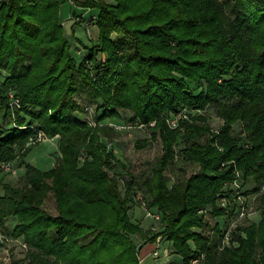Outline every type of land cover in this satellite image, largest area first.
Listing matches in <instances>:
<instances>
[{
	"label": "trees",
	"instance_id": "1",
	"mask_svg": "<svg viewBox=\"0 0 264 264\" xmlns=\"http://www.w3.org/2000/svg\"><path fill=\"white\" fill-rule=\"evenodd\" d=\"M58 3L0 0V66L11 73L0 83V113L12 122L0 123V162L23 168L21 185L0 181V224L27 246L23 257L3 264H140L132 235L149 230L129 215L138 179L129 175L121 192L110 169L122 163L100 138L99 121L118 116V107L161 139L162 152L141 181L150 194L145 205L163 225L151 238L171 240L182 264L201 253L200 264H264V0L78 1L98 7L99 32L80 63ZM18 61L27 62L17 69ZM75 74L100 99L95 125L75 114ZM11 89L19 98L14 109ZM209 104L222 119L216 129L202 111L180 116L174 127L167 122V112ZM236 121L242 134L233 133ZM37 130L58 136L60 157L48 169L24 158ZM176 158L196 168L168 186L165 170ZM235 170L243 179L238 187L229 184ZM250 179L254 186L244 193H259L260 219L219 251L223 227L215 224L210 235L196 230L207 226L199 209L229 216ZM49 192L54 214L43 206Z\"/></svg>",
	"mask_w": 264,
	"mask_h": 264
},
{
	"label": "rangeland",
	"instance_id": "2",
	"mask_svg": "<svg viewBox=\"0 0 264 264\" xmlns=\"http://www.w3.org/2000/svg\"><path fill=\"white\" fill-rule=\"evenodd\" d=\"M60 1V10H63L65 13H69L70 11V1L69 0H59ZM111 1V0H109ZM224 0H219V2H223ZM75 10L80 11L76 7ZM226 12L229 13V10L226 8ZM73 18V17H72ZM73 25V23H72ZM71 25V28H72ZM86 25H88L86 21ZM74 33L78 35L86 44L80 43L75 41L71 34H68V40L70 43V52L73 55L74 59L77 63H80L87 54V50L91 45V40L89 39L88 30L83 26L82 22H76L74 25ZM97 57L103 59L104 57L101 56L100 53H97ZM27 61L24 62H17L15 68H19L22 64H25ZM94 73V72H93ZM11 73L7 71L4 67L0 66V83L4 81V79L10 76ZM76 91L73 93L72 97L77 104V109L75 114L77 116L90 120L91 122H95V117L100 114L102 108H98L97 105L100 103V99H94L91 96V89L90 85L86 82L83 75L75 74L74 78ZM190 85L194 87V89H198V87L193 83L190 82ZM204 110V111H203ZM203 110H195L188 107H181L177 112H167L168 120L173 118H177L178 116H188V114H198L201 111L208 114V123L214 129H216L222 122V119L217 116L215 106L209 104ZM117 111L119 115L116 117H107L101 119L99 123L104 124V131L102 132L100 138L103 143L107 145L113 146V153L116 158L120 160L122 164L113 163V167L110 169V173L116 175L118 179V185L121 192L124 190V184L126 179L129 175H133L138 179L137 188L135 196L130 204L129 208V215L133 222L139 223V219H141V214H143L146 218L150 219V223L147 222L146 226L149 230L148 232H152L154 235L158 234L160 230H162V222L160 219L156 220L151 216H146L144 208L147 207L143 203L147 201V197L149 193L145 186L141 184V181L150 175L151 173V166L154 164L158 156L162 152L161 142L158 137L152 139L150 137V130L146 125L137 123L136 120L132 118L133 112L128 108H121L118 107ZM0 123L5 127L9 128L12 126V122L8 117H5L0 113ZM90 124V123H89ZM92 125V124H91ZM233 133L235 134H242L241 124L240 121H236L233 125ZM146 140V143L143 146H137L139 142ZM29 149L24 156L25 160L31 162L35 166H38L41 169H48L52 165L56 163L58 158L60 157V152L58 150V136L54 138L53 136H48L44 140L35 141V143L30 144ZM182 144L178 143L175 146V150L177 151ZM196 165L194 164H184L178 158L174 159L167 169L165 170V174L167 176V185L169 186L174 179L182 178L189 175L194 169ZM237 179H235V183H229L230 186L238 187L239 184L242 183L243 179L239 170H235ZM0 181H9L15 185H21L23 182V168L14 165L11 169L8 170H1L0 169ZM254 186V182L250 179L247 183L240 185V199L242 200L243 204L245 205L246 210L248 211L245 215L241 216L237 219V226L235 230L232 232V237L228 241V243L224 246H232L235 244L234 240L237 236V233H241L242 226L246 225L250 222H258L260 219V200L258 198V192H250L244 193V191L249 190ZM264 186V180L261 184V189ZM233 187V188H234ZM2 192V187L0 185V193ZM142 204V205H141ZM134 205H141L135 208L132 212L130 209L134 208ZM43 206L51 213H56V204L54 196L51 192L47 194L45 197V201ZM205 211L203 213L205 221L207 222V226L203 228H195L199 230L202 234L210 235L214 230L215 224H220L221 227H225L227 222L236 218V213L230 216L226 215H213L209 212L210 207L207 206L204 208ZM140 210L142 212H140ZM135 212V213H134ZM201 211H199V214ZM136 218H138L136 220ZM12 222V221H10ZM4 230V229H3ZM222 231V230H221ZM147 234V233H145ZM144 235V234H143ZM139 233H135L132 235V239L136 243L138 240ZM161 235V234H160ZM16 240H11L8 242L10 255L12 257H23L26 254L27 246H22L21 242L18 241V236H14ZM24 242V241H22ZM2 246V245H0ZM3 247V246H2ZM223 247V248H224ZM219 251L223 248L218 247ZM141 254V250L139 251ZM3 254L1 249L0 256ZM204 258V255H203Z\"/></svg>",
	"mask_w": 264,
	"mask_h": 264
},
{
	"label": "crops",
	"instance_id": "3",
	"mask_svg": "<svg viewBox=\"0 0 264 264\" xmlns=\"http://www.w3.org/2000/svg\"><path fill=\"white\" fill-rule=\"evenodd\" d=\"M70 1V12L67 14L63 10H60L59 7V18L63 22L67 18H72L73 17V25H72V38L80 43L86 44L78 35H75L74 33V25L76 22H82L83 21V26L88 30L89 34V39L91 40V45L95 44L98 40V28L95 24V18L97 17L98 13V7L95 6H81L78 4V1L82 0H69ZM109 1V0H107ZM60 3V1L58 0ZM58 3V4H59ZM60 5V4H59ZM76 7L80 11H77L74 9ZM86 21L88 25H86ZM101 54L102 57L105 56V54L102 52H98ZM54 138L56 137L53 136ZM150 199V194L147 197V200ZM145 205V203H143ZM142 205V204H141ZM139 205V206H141ZM138 205H134L133 209H130L132 212L135 210L136 207L141 209ZM146 206V205H145ZM142 207V206H141ZM147 208V207H146ZM152 208V207H151ZM151 208H149L151 210ZM145 209V208H144ZM146 210V209H145ZM143 210V212L145 211ZM140 212H142L140 210ZM135 213V212H134ZM144 214V213H143ZM143 214H141V219H139V223H141L140 227L144 229H148L146 224L147 222L150 223V219L146 218ZM138 218H136L137 220ZM8 234V233H7ZM153 235L152 232H147V234H144L143 237L139 236L138 240H136V244L138 246V259L140 264H182L183 259L182 256L176 252L173 251V245L171 240L167 239L166 237L162 236L161 242L158 245L159 253L157 255H153V250L157 247V244L154 241V238H151ZM18 241L22 242L24 241L22 236H18ZM1 249L3 251V247L0 246V253ZM141 250V254L140 251Z\"/></svg>",
	"mask_w": 264,
	"mask_h": 264
},
{
	"label": "built area",
	"instance_id": "4",
	"mask_svg": "<svg viewBox=\"0 0 264 264\" xmlns=\"http://www.w3.org/2000/svg\"><path fill=\"white\" fill-rule=\"evenodd\" d=\"M9 95V106L11 109H14L16 107L19 106V98L18 96L14 93V91L11 89L8 92ZM180 116H178L177 118H173L171 120H168L167 118V122L169 124V126L174 127L176 126L175 124H177V120ZM90 124L95 125L94 122H91L90 120H87ZM47 138V135L42 131V130H37L35 135L33 137H30L28 139V141L26 142V145H30L32 143H35V141H39V140H44ZM14 165V161H2L0 162V169L1 170H8L12 168V166ZM235 181V180H234ZM235 183V182H233ZM237 207L235 208L234 212L231 213L230 215H233L234 213H236V218L227 222L226 226L223 228L222 233H221V237H220V241L218 244V247L223 248L228 241L231 239L232 237V232L235 230V227L237 226V219L240 218L241 216L245 215L248 211L245 208V205L243 204L242 200L240 199V194H237ZM219 202L221 205H226L227 204V198L225 196H220L219 198ZM145 215L146 216H151L154 219L158 220L160 219V215L158 212L156 211H151L149 208L145 207ZM199 211H205V209H199ZM229 215V216H230ZM161 235H157L154 239L155 243L157 244V247L153 250V255H157L159 253V249H158V245L161 242ZM11 240H16V238L10 234H7L4 230L2 225L0 224V245L3 246V254L0 256V263H6L8 261H10L11 259V255H10V251H9V246H8V242ZM22 246H26V242H21ZM203 258V253L192 257L189 260V264H200L201 260Z\"/></svg>",
	"mask_w": 264,
	"mask_h": 264
},
{
	"label": "water",
	"instance_id": "5",
	"mask_svg": "<svg viewBox=\"0 0 264 264\" xmlns=\"http://www.w3.org/2000/svg\"><path fill=\"white\" fill-rule=\"evenodd\" d=\"M73 18H67V19H65L63 22H62V24H63V26H64V29H65V31L67 32V34H70L71 32H72V28H71V25H72V23H73ZM100 63V61L99 60H97V61H95V65H98Z\"/></svg>",
	"mask_w": 264,
	"mask_h": 264
}]
</instances>
